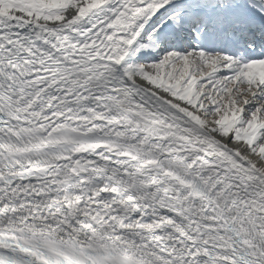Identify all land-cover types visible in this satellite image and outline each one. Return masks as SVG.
<instances>
[{
  "label": "snow or ice",
  "instance_id": "snow-or-ice-1",
  "mask_svg": "<svg viewBox=\"0 0 264 264\" xmlns=\"http://www.w3.org/2000/svg\"><path fill=\"white\" fill-rule=\"evenodd\" d=\"M0 264H264V0H0Z\"/></svg>",
  "mask_w": 264,
  "mask_h": 264
}]
</instances>
